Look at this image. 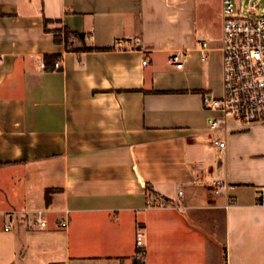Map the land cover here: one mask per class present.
<instances>
[{
  "label": "crops",
  "instance_id": "0c3cea01",
  "mask_svg": "<svg viewBox=\"0 0 264 264\" xmlns=\"http://www.w3.org/2000/svg\"><path fill=\"white\" fill-rule=\"evenodd\" d=\"M222 32V0H0V264H264V127L208 126Z\"/></svg>",
  "mask_w": 264,
  "mask_h": 264
},
{
  "label": "built area",
  "instance_id": "2783aa9c",
  "mask_svg": "<svg viewBox=\"0 0 264 264\" xmlns=\"http://www.w3.org/2000/svg\"><path fill=\"white\" fill-rule=\"evenodd\" d=\"M223 32L220 50L223 64V91L219 98L204 97L205 106L215 114L208 119L211 132L225 133L237 129H249L254 126L264 127V16L251 14L242 16L234 0H222ZM205 52L207 43H200ZM190 50L179 52L170 57L169 63L177 69L184 66V57ZM203 60L207 59L205 53ZM2 59L0 57V64ZM144 61V64H147ZM46 66L43 64V68ZM60 68V63L55 64ZM213 144L221 151L226 149V142L212 138ZM216 194L226 188L222 181L210 183ZM184 192H179L182 200ZM148 209L180 208V204L172 206L168 201L150 202ZM36 224L46 228L47 222L43 212H38ZM60 227L66 229L68 221L63 219ZM11 226H5L10 231ZM138 257L145 255L143 237L137 238Z\"/></svg>",
  "mask_w": 264,
  "mask_h": 264
},
{
  "label": "rangeland",
  "instance_id": "374dc122",
  "mask_svg": "<svg viewBox=\"0 0 264 264\" xmlns=\"http://www.w3.org/2000/svg\"><path fill=\"white\" fill-rule=\"evenodd\" d=\"M238 6V10L242 16H250L249 11L252 10L255 12L256 15L264 16V0H235ZM66 40L70 43L72 40L71 36H66ZM196 72L192 75V77L196 74V78H200V71L199 67H197ZM195 77V76H194ZM223 91V81L218 83L215 91H214V98H219Z\"/></svg>",
  "mask_w": 264,
  "mask_h": 264
},
{
  "label": "trees",
  "instance_id": "16d2710c",
  "mask_svg": "<svg viewBox=\"0 0 264 264\" xmlns=\"http://www.w3.org/2000/svg\"><path fill=\"white\" fill-rule=\"evenodd\" d=\"M78 37H80V38H83L84 37V34H82V33H75ZM47 65V64H46Z\"/></svg>",
  "mask_w": 264,
  "mask_h": 264
},
{
  "label": "water",
  "instance_id": "95a60500",
  "mask_svg": "<svg viewBox=\"0 0 264 264\" xmlns=\"http://www.w3.org/2000/svg\"><path fill=\"white\" fill-rule=\"evenodd\" d=\"M138 264H141V261Z\"/></svg>",
  "mask_w": 264,
  "mask_h": 264
}]
</instances>
